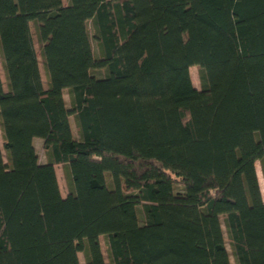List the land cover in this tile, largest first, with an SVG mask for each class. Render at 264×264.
<instances>
[{"label":"trees","instance_id":"obj_1","mask_svg":"<svg viewBox=\"0 0 264 264\" xmlns=\"http://www.w3.org/2000/svg\"><path fill=\"white\" fill-rule=\"evenodd\" d=\"M0 57V264H264V0H0Z\"/></svg>","mask_w":264,"mask_h":264},{"label":"rangeland","instance_id":"obj_2","mask_svg":"<svg viewBox=\"0 0 264 264\" xmlns=\"http://www.w3.org/2000/svg\"><path fill=\"white\" fill-rule=\"evenodd\" d=\"M62 2H63V4H67V0H62ZM31 29H32V34H33L34 47L36 50L37 59L39 61V69H40V75H41L42 83H43V86L46 87L47 86V76L45 74V71H44V68H43V65L41 62V57H40V52H39L40 45L36 39L33 26L31 27ZM89 32H90V34L92 33L91 26H89ZM92 47H93L95 56H97L98 55L97 54V47H96V43L93 40H92ZM91 73L96 75V76L102 75V71H99V70H92ZM189 74H190L192 84L194 85V87L199 89L200 88V81H199V69H198V67L197 66H191L189 68ZM0 78L2 81L3 89L7 91L8 85L6 83V78H5V74H4L3 67H2L1 57H0ZM63 98L65 100L66 106L69 107L70 106V102H69L70 99H69L67 89H65L63 91ZM69 119H70V124H71V128H72L74 137L78 138V131H77V127L75 125L74 117L71 115L69 117ZM38 142H40V141H36V143H35V146H36L35 149L38 153L40 162H43L45 160L44 152H43V149L41 147V144ZM0 147L2 150V154H3V159H4V161H6L5 152H4L3 147H2L1 132H0ZM54 168H55V174H56L60 193L62 196H65L68 193L69 188H70L69 183H68V178H67L66 172H65V167L62 164H57L54 166ZM255 168H256V173H257V178H258V182H259V187H260L262 199L264 201V174L262 171V166H261L260 161L255 162ZM107 181L110 184V179L108 176H107ZM138 210H139V215H140V213H141L140 207H138ZM222 228H223V232H224V239L226 242V248L229 252L230 262H231V264H235L233 257L231 255V250H230L227 238H226V232H225V228L223 226V223H222ZM100 245H101V250H102V253L104 256V260H105L106 264H109L107 247H106V240H105V237H103V236L100 237ZM78 257H79L80 264H83L82 253H78Z\"/></svg>","mask_w":264,"mask_h":264},{"label":"crops","instance_id":"obj_3","mask_svg":"<svg viewBox=\"0 0 264 264\" xmlns=\"http://www.w3.org/2000/svg\"><path fill=\"white\" fill-rule=\"evenodd\" d=\"M36 141H40L38 143H40L41 144V147H42V140L40 138H34V140H33L34 146H35Z\"/></svg>","mask_w":264,"mask_h":264}]
</instances>
